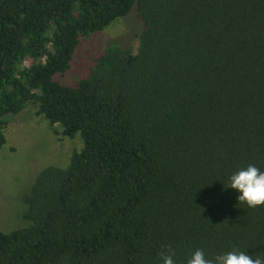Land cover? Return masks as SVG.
<instances>
[{
    "label": "trees",
    "instance_id": "1",
    "mask_svg": "<svg viewBox=\"0 0 264 264\" xmlns=\"http://www.w3.org/2000/svg\"><path fill=\"white\" fill-rule=\"evenodd\" d=\"M134 9L136 49L112 42L78 87L55 82ZM29 105L84 146L39 173L0 264L264 255V205L228 188L264 171V0H0V153Z\"/></svg>",
    "mask_w": 264,
    "mask_h": 264
},
{
    "label": "rangeland",
    "instance_id": "2",
    "mask_svg": "<svg viewBox=\"0 0 264 264\" xmlns=\"http://www.w3.org/2000/svg\"><path fill=\"white\" fill-rule=\"evenodd\" d=\"M142 30L143 23L134 9L104 31L83 38L71 68L65 74H57L55 82L78 87L89 76L95 58L112 42L136 49ZM7 121V143L0 153V231L4 233L31 226V222L23 217L27 211L23 198L30 192L37 176L48 166L67 167L74 152L84 146L80 134L73 139L64 137L61 128L37 115L34 105H29L18 115L9 116Z\"/></svg>",
    "mask_w": 264,
    "mask_h": 264
},
{
    "label": "clouds",
    "instance_id": "3",
    "mask_svg": "<svg viewBox=\"0 0 264 264\" xmlns=\"http://www.w3.org/2000/svg\"><path fill=\"white\" fill-rule=\"evenodd\" d=\"M228 180V188L238 193L237 201L245 202L249 207L264 205V171L250 164L233 172ZM161 259L163 264H176L171 254L162 253ZM187 264H264V255L253 258L245 252L229 251L211 259L198 249L192 253Z\"/></svg>",
    "mask_w": 264,
    "mask_h": 264
}]
</instances>
